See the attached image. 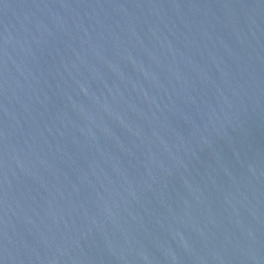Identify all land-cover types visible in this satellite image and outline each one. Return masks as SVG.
I'll use <instances>...</instances> for the list:
<instances>
[{"label": "water", "instance_id": "obj_1", "mask_svg": "<svg viewBox=\"0 0 264 264\" xmlns=\"http://www.w3.org/2000/svg\"><path fill=\"white\" fill-rule=\"evenodd\" d=\"M0 264H264V0H0Z\"/></svg>", "mask_w": 264, "mask_h": 264}]
</instances>
